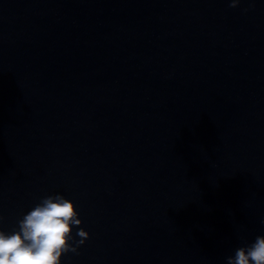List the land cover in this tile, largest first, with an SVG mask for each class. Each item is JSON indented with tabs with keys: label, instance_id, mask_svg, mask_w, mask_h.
<instances>
[{
	"label": "clouds",
	"instance_id": "9594fccd",
	"mask_svg": "<svg viewBox=\"0 0 264 264\" xmlns=\"http://www.w3.org/2000/svg\"><path fill=\"white\" fill-rule=\"evenodd\" d=\"M240 2L229 0V7L236 8ZM78 216L74 203L63 195L43 197L18 221V231L0 230V264H61L62 255L77 253L89 239V233L79 227L82 221ZM73 226L80 238L75 246L70 243ZM226 264H264V236L236 248Z\"/></svg>",
	"mask_w": 264,
	"mask_h": 264
}]
</instances>
